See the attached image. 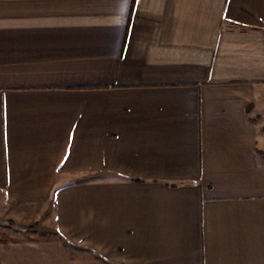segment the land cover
<instances>
[{
  "label": "crops",
  "instance_id": "0c3cea01",
  "mask_svg": "<svg viewBox=\"0 0 264 264\" xmlns=\"http://www.w3.org/2000/svg\"><path fill=\"white\" fill-rule=\"evenodd\" d=\"M0 264H264V0H0Z\"/></svg>",
  "mask_w": 264,
  "mask_h": 264
}]
</instances>
